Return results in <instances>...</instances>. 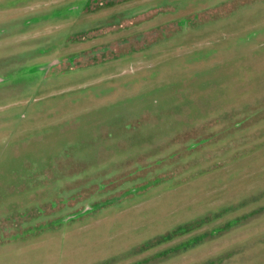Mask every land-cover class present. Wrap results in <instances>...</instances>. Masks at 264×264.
<instances>
[{
    "label": "rangeland",
    "instance_id": "1",
    "mask_svg": "<svg viewBox=\"0 0 264 264\" xmlns=\"http://www.w3.org/2000/svg\"><path fill=\"white\" fill-rule=\"evenodd\" d=\"M0 264H264V0H0Z\"/></svg>",
    "mask_w": 264,
    "mask_h": 264
},
{
    "label": "crops",
    "instance_id": "2",
    "mask_svg": "<svg viewBox=\"0 0 264 264\" xmlns=\"http://www.w3.org/2000/svg\"><path fill=\"white\" fill-rule=\"evenodd\" d=\"M256 220V219H255ZM254 223H255V221H254ZM253 238V237H252Z\"/></svg>",
    "mask_w": 264,
    "mask_h": 264
}]
</instances>
